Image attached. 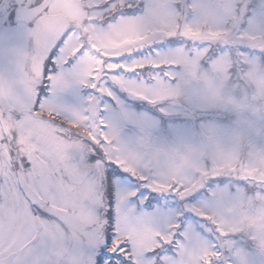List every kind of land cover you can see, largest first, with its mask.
<instances>
[{"label":"snow or ice","instance_id":"1","mask_svg":"<svg viewBox=\"0 0 264 264\" xmlns=\"http://www.w3.org/2000/svg\"><path fill=\"white\" fill-rule=\"evenodd\" d=\"M0 264H264V0H0Z\"/></svg>","mask_w":264,"mask_h":264}]
</instances>
